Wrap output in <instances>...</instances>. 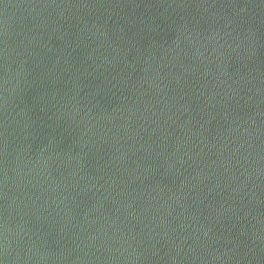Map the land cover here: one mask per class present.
I'll return each mask as SVG.
<instances>
[{
    "label": "water",
    "instance_id": "obj_1",
    "mask_svg": "<svg viewBox=\"0 0 264 264\" xmlns=\"http://www.w3.org/2000/svg\"><path fill=\"white\" fill-rule=\"evenodd\" d=\"M0 264H264V0H0Z\"/></svg>",
    "mask_w": 264,
    "mask_h": 264
}]
</instances>
